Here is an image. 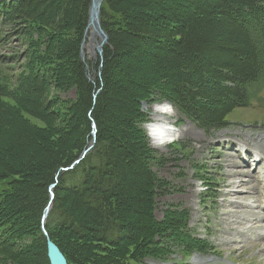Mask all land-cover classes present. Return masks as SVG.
<instances>
[{"label": "trees", "instance_id": "trees-1", "mask_svg": "<svg viewBox=\"0 0 264 264\" xmlns=\"http://www.w3.org/2000/svg\"><path fill=\"white\" fill-rule=\"evenodd\" d=\"M90 4L0 0V44L26 32L32 54L16 95L0 94V264H49L51 185L44 230L68 264L161 261L177 224L155 217L143 105L167 102L209 133L264 84V0H102L107 43L86 63Z\"/></svg>", "mask_w": 264, "mask_h": 264}, {"label": "rangeland", "instance_id": "rangeland-1", "mask_svg": "<svg viewBox=\"0 0 264 264\" xmlns=\"http://www.w3.org/2000/svg\"><path fill=\"white\" fill-rule=\"evenodd\" d=\"M88 18L90 19L89 12ZM87 26L88 21L80 50V57L86 63L98 60L102 52V38L98 36V31L95 35L90 26L91 34ZM6 32L11 33L9 29H6ZM23 35L24 40L23 36L19 35V42L11 40L9 36L6 42L4 41L5 45L0 44V94L9 98L16 95L15 88L24 80L28 70L25 67H28L32 55L29 47L23 44L26 42V32ZM12 55L17 56L16 62L9 59ZM256 91L258 93L252 95L248 108L234 110L226 118L227 124L223 128L209 133H205L191 120L176 113V118L173 119L178 137L174 142L161 147L152 145L146 127L153 122V106L163 102L145 104L142 108L148 120L141 125V129L144 130L149 148L154 152L151 167L153 174L159 179L155 217L169 224H177L175 228H172V225L169 227V237L164 240L168 245L169 254L161 261L145 257L142 259L143 264H264V252H260L264 245V211L256 207L255 201L257 200L261 207L264 206V84ZM17 96L20 97V94ZM73 96L75 97L74 92L62 95L68 99ZM3 100L13 107L10 99ZM169 119L171 120L172 116ZM32 122L38 125V122ZM90 144L93 146L85 156L94 147V144ZM256 160H260L257 165ZM228 161L247 162L248 170L258 179V184L248 180V191L245 189L247 193L241 195H249L248 199H238L240 202L250 203L251 213L255 215L247 216V219L239 214L238 222H234L236 218L220 215L221 211L226 210L227 201L237 200L226 197L228 179H224L222 174L228 172L225 166ZM230 180L238 182L240 178ZM246 180L244 179V183ZM254 185H257L255 189ZM49 192L48 203H52L51 186ZM181 217H187V222H183ZM246 219L251 220V223L246 222ZM253 222H260L259 226L262 227L258 229ZM241 229L248 232L238 234ZM40 231L43 234L41 228ZM258 233H262L261 236H258ZM184 235L188 237L187 243L184 242ZM189 241L196 243L199 251L189 249ZM207 247L210 251L206 253ZM199 254H202V257ZM197 257L199 263L194 261ZM118 264L139 262L127 258Z\"/></svg>", "mask_w": 264, "mask_h": 264}, {"label": "bare ground", "instance_id": "bare-ground-1", "mask_svg": "<svg viewBox=\"0 0 264 264\" xmlns=\"http://www.w3.org/2000/svg\"><path fill=\"white\" fill-rule=\"evenodd\" d=\"M98 7H99L98 6V0H92V7H91V14L89 16L90 19H89L88 28L90 26H92L93 33L95 35L97 34V26H98V19L96 18L97 12H98ZM88 31L92 34L91 28H89ZM170 108L171 107L168 104H160V105L153 106V108L151 110L152 111L151 112V118H152L153 122L148 124L146 128H147V132H148V135L150 137V140L152 141L153 146L161 147L163 145L174 142L178 137V130L174 126L175 121L173 119V118H176V113L173 110H171L172 108L171 109ZM170 112H171V115H170ZM171 116H172V119L170 120L169 118ZM256 161H257L256 162V165H257V163H259L260 160H256ZM228 162L229 163L227 165H225L228 168V172L227 173L222 172L223 177H225L224 179H228V181L226 183V187L228 188V192L226 194V197L231 198V199L232 198L237 199V200L227 201L225 203L226 210L221 211L220 215L224 216V217L236 218L234 220V222H236L237 218L240 219L241 214L244 217H246L247 219H248L247 216L255 215V214L252 215V213H251L250 209L252 208V206L250 205V203L240 202V201H238V199L244 200V201L247 200L249 195L244 196V197H242L241 195L243 193H247L245 191V189L247 190L246 184L248 185V180H251V181H253V183L256 182L258 184V179L255 177V175H253L248 170L249 164L247 162H233V161L232 162L228 161ZM244 169H246V170H244ZM234 178H240V180L238 182H234V181L230 180V179H234ZM241 178H243V179H241ZM244 179H247L246 183H244ZM256 186L257 185H254V189ZM255 201L257 202L256 207L260 208L261 211H264V206L261 207L259 202L257 200H255ZM241 210H244V212ZM247 219H246V222L251 223V220H247ZM256 219H257V217H256ZM259 223L260 222H253L252 224H254L258 229H260L262 227V225L259 226ZM216 229H218V228H216ZM244 232H248V230H245V229L242 230L241 229V231H239L238 234H243ZM261 234L262 233H258L257 235L261 236ZM260 252H264V245L260 248ZM194 261L199 263V258H195Z\"/></svg>", "mask_w": 264, "mask_h": 264}, {"label": "water", "instance_id": "water-1", "mask_svg": "<svg viewBox=\"0 0 264 264\" xmlns=\"http://www.w3.org/2000/svg\"><path fill=\"white\" fill-rule=\"evenodd\" d=\"M102 0H98V12H97V19H98V26H97V31H98V36H100L102 38V43H101V46H103L104 44L107 43V37L106 35L104 34V32L101 30V27H100V22H99V14H100V4H101ZM91 7H92V2H91V6L89 8V16L91 14ZM88 23H89V18H88ZM88 28V26H87ZM100 46V48H101ZM101 50V49H100ZM101 54V52H100ZM94 127V126H93ZM92 141L91 143L94 144L95 143V136H96V130L94 128L93 132H92ZM93 145H89L87 150L82 154L81 156V160L84 158L85 154L87 151H89L91 148H92ZM79 163V161H76L74 165H77ZM73 166H70L69 168L67 169H63V171H68V170H71L73 168ZM51 188L53 189L54 188V185H51ZM51 198H53V194L51 193ZM50 205L51 203H48L47 207L44 209V212H43V216H42V220H44L46 217H47V214L49 212V209H50ZM44 231V230H43ZM45 233V232H44ZM45 247H46V257H47V260H48V263L49 264H67V261L65 259V257L63 256V254L61 253V251L58 249V247L49 239V237L47 236V234L45 233Z\"/></svg>", "mask_w": 264, "mask_h": 264}]
</instances>
